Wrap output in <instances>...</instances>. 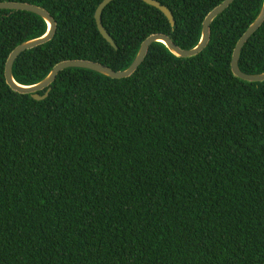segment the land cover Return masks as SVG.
I'll return each instance as SVG.
<instances>
[{"label":"trees","instance_id":"16d2710c","mask_svg":"<svg viewBox=\"0 0 264 264\" xmlns=\"http://www.w3.org/2000/svg\"><path fill=\"white\" fill-rule=\"evenodd\" d=\"M46 8L49 42L26 50L14 75L41 81L63 60L128 68L152 33L182 48L201 38L223 0H0ZM264 0H235L198 55L158 42L136 72L114 79L83 68L59 73L44 100L13 90L11 51L46 21L0 9V264H264V81L234 75V48ZM240 68L264 72V23ZM41 91L40 94H44Z\"/></svg>","mask_w":264,"mask_h":264},{"label":"water","instance_id":"95a60500","mask_svg":"<svg viewBox=\"0 0 264 264\" xmlns=\"http://www.w3.org/2000/svg\"><path fill=\"white\" fill-rule=\"evenodd\" d=\"M113 0H103L95 13V18L97 21L98 29L103 35V37L114 47L118 48L115 40L107 31L102 22V13L106 6L111 3ZM146 3L157 7L160 9L166 17L169 19L172 26L175 25V18L170 10V8L162 4L159 0H143ZM235 0H223L220 4L215 6L205 17L202 24V33L199 42L192 48H182L177 45L172 37L166 33L157 32L150 34L142 43L139 48V51L131 63V65L124 70H114L111 67L94 60L89 59H68L58 62L52 70L45 76L41 81L24 84L19 82L14 75V65L18 57L25 52L26 50L41 46L50 40H52L57 32L58 23L54 16L44 7L31 4L29 2H20V1H2L0 2V9L8 10H25L32 13H35L41 16L47 23V31L38 37L29 39L22 42L16 46L8 56L6 67H5V78L8 85L15 91L21 94H32L33 98L37 100L46 99L52 89L51 85L55 82L60 72L68 68H83L98 72L105 76L114 79L127 78L133 75L138 67L145 60L148 55L149 49L154 43L164 44L168 50L177 57L189 58L198 55L201 53L209 44L211 40L212 30L211 25L213 21L222 14ZM264 23V1L263 5L255 18V20L250 24L247 30L239 38L232 55V71L235 76L238 78L248 81V82H263L264 81V72L260 73H247L240 68V57L242 50L245 44L249 39L255 34V32L263 25ZM44 94H40L41 91H44Z\"/></svg>","mask_w":264,"mask_h":264}]
</instances>
